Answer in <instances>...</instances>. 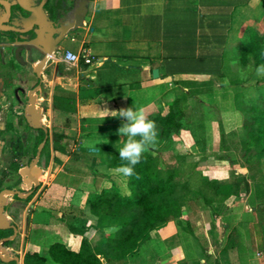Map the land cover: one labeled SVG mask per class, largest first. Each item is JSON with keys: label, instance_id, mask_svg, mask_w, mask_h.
Here are the masks:
<instances>
[{"label": "crops", "instance_id": "obj_1", "mask_svg": "<svg viewBox=\"0 0 264 264\" xmlns=\"http://www.w3.org/2000/svg\"><path fill=\"white\" fill-rule=\"evenodd\" d=\"M52 1L55 4L57 0ZM217 6L216 10L213 4L212 7L205 8L198 0H88L87 13L82 27L70 32L57 45L58 53L54 54L55 57L49 59L45 67L38 71V77L35 74L34 66H31L30 75L34 74L35 78H40L38 84L32 88L33 93L47 90L46 99L42 94L39 96L34 94L35 110L40 108L38 105L46 101L45 115L50 119L51 124L59 126L57 120L65 121L67 116L77 115V118H80L91 129V132L87 133L89 135L84 137L85 142L87 144L98 142L103 145L108 142V137L114 134L116 127L114 121L117 119L113 118L114 114L107 110L118 111L132 106L141 110L145 119L156 114L167 115L174 100L181 98V101H184L182 95L190 92L191 94L186 97L190 99L184 101L185 107L180 109L181 111L178 108L174 109L179 111L178 113H182L181 115H187L188 121H194L192 124H195L196 127L200 126L198 124H202L203 131L207 136L220 135L221 132L229 134L230 130L224 127V119L222 120L221 117H229V113L237 112L236 107L233 106L234 97L240 92L244 94L246 88L229 86L227 78L225 80L228 85L223 86L220 76L223 70L234 71L237 60L232 57L229 59L231 54L227 53V50L232 45L240 49L239 46L241 47L243 40L241 30L245 24L249 22L258 24L264 19V0H218ZM4 46H9V44L0 41V48H4ZM81 50H86L96 62L92 65L80 64L77 67H70L62 60L65 53H78ZM38 55L39 59L43 56L41 52ZM153 70L158 71V77L152 76ZM212 78L214 79L212 80ZM45 82L47 83L45 84ZM31 84L32 82L27 79L19 82L20 86H30L28 89H31ZM0 94H3L1 85ZM26 96L28 95L26 94ZM54 96L73 99L75 112L64 114L53 110L52 99ZM194 105H200L203 108H201V112L204 114H199V109L196 113ZM4 108L7 107L0 105V132L4 128L5 119L10 116L6 115ZM209 109L214 110L215 115H212ZM208 112L211 115H207ZM217 112H220L221 115H217ZM7 113H9L8 110ZM23 115L26 120L25 108ZM232 116L235 115L232 114ZM119 120L118 127L122 118ZM84 130L87 129L84 128ZM61 132L63 130H60L58 135L67 134V131ZM182 132L193 140L191 141L195 146L191 132L183 129L180 131L179 137ZM4 133L6 136L11 134L8 132L2 134ZM1 145L0 177L10 165L14 155V152L11 154L5 142ZM54 153L56 154V151L51 145L50 159L47 161L46 167L48 172L41 169L42 167L38 168L37 164L41 160H38V155L34 165L38 170L36 180L38 176L42 177V173H44L43 177L48 175L46 178L49 179L54 175L51 172L56 165ZM59 154L61 156V153ZM59 159L62 162L60 157ZM61 165H65V162ZM21 169L19 170L20 175ZM58 171L61 172V168ZM32 183L37 186L38 180ZM53 183L58 185V182ZM6 192L17 194L18 197L23 194L17 191L1 190V194ZM24 194V197H27L30 192ZM1 197H3V205L9 202L6 195H1ZM36 205L31 217L30 226L32 229L29 230L33 232L35 228L43 227L44 233L41 237L47 233L54 234V236L60 235L57 226L53 227L48 224V218L41 221L39 213L41 214V210L44 209L37 208ZM46 214L48 215V211ZM86 215L90 218L87 213ZM6 217L3 216L4 220ZM3 226L7 227L3 230L12 228L13 234L11 238L6 237L0 240V262L14 261L15 264H24L25 253L42 252L43 246L46 244L44 240L33 238L30 231L26 233L24 228H21L20 232L11 225ZM244 226L245 224L237 226L236 232L239 234L236 237V247L230 251L236 253L235 260L240 264H257L259 256L263 259L262 264H264L261 236L254 237L253 232L248 231V228ZM16 232L20 236L17 247L13 245L16 244L13 243L14 241L11 245H4V242H9L16 236ZM93 232L95 231L93 230ZM159 233L161 242L171 246L175 242L177 243L174 249L170 248V252L173 251V261L188 258V253L189 256L192 255L188 259L189 262L191 261L190 263H214L211 259L204 263L199 245L191 242L190 247L192 246L193 251L190 248H185V243L182 244L181 238H176L178 231L172 225L165 226L159 230ZM150 235L151 239L156 238L155 231L150 232ZM72 237V234H69L66 238L67 244H63L68 246V241ZM210 245L214 244L210 242ZM78 247L79 244H76L71 249ZM256 249L260 252L254 254ZM170 252L167 254L170 255ZM2 253L6 254V257H3ZM212 253L214 251L211 250L209 254ZM254 255L258 256L254 257ZM230 260L231 263L234 262L232 259ZM155 264H164V262L156 261Z\"/></svg>", "mask_w": 264, "mask_h": 264}, {"label": "rangeland", "instance_id": "obj_2", "mask_svg": "<svg viewBox=\"0 0 264 264\" xmlns=\"http://www.w3.org/2000/svg\"><path fill=\"white\" fill-rule=\"evenodd\" d=\"M70 4L72 5L73 0H66L64 3H60L59 7ZM200 4L207 8L212 7L214 5L215 10L218 8L217 3L218 0H198ZM220 1V0H219ZM221 4V3H220ZM259 30V33L264 32V24L263 20L261 23L249 22L245 24L243 29L241 30V35L243 40H248L250 33L253 30ZM9 40L7 37H1L0 41ZM239 48H241L239 46ZM3 49V50H2ZM29 49V48H28ZM2 51V52H1ZM64 52V50H63ZM62 52V53H63ZM56 51L55 54H57ZM227 53H230L231 56L228 58L236 59L238 61L240 49L236 46H231ZM233 53V55H232ZM30 54H32L30 56ZM26 56L29 61L26 63V66L18 67V66H7L6 63L10 59L11 50L9 48H0V85L3 89V94H0V105H4V112L6 115H10L7 113L8 107L11 106L15 111H22L25 106L31 105L35 106L36 103L34 101V94L39 96L42 94L44 99H46V89L42 90L41 93L35 92L33 93L34 82H32L31 89H28L30 86H20L19 82L24 81L28 76H30L31 66H34L36 69L35 62L38 61L39 55H35V53H30ZM25 57V56H24ZM12 61V60H11ZM236 61V67L234 71H237L239 63ZM231 66V65H230ZM39 73V72H38ZM46 73V72H45ZM243 80H241L242 85L239 88H246L244 93V98L249 99V104L252 106L261 105L264 102V84L256 83V80L264 78V74H257L255 69L251 66L247 69V72L244 71V74L240 76ZM214 78H212L213 80ZM226 78L220 77L221 84L223 86H227ZM13 81V82H12ZM47 82H45L46 84ZM226 84V85H225ZM260 87L259 90L255 91L254 88L247 89L250 86ZM259 91V92H258ZM26 94L28 96H26ZM262 97H259V96ZM32 101L30 103L29 98ZM190 99V98H189ZM187 98V100H189ZM222 101V100H221ZM220 101V103H221ZM191 102H193L191 100ZM46 101L38 105L40 107L38 110L40 111V119L39 125L45 130L48 145L45 149L39 152L38 160H41L39 164H37L38 168L42 167L45 172L47 167V161L50 159V146L52 145L54 150H64V154L56 151L54 153V157L62 159L61 164L65 162V165H61L55 162V166L52 169L51 178L43 177L44 173H42V177L38 176L37 186L33 185L34 183L30 182L32 187H35L37 191L31 195L29 194L27 197H24L25 194L19 196L18 198H14L11 192H6L5 194H1L0 191V225H11L16 231L21 232V228H24V231L30 234L33 238L37 240H44L46 244H44L42 251L45 250V247L53 240L57 239L66 243V238L69 234H71L68 230L70 225H74L75 218L81 219L83 217L82 213L86 212L88 201H90V197L93 191L98 188L100 181H98V185L94 188V183L92 182V175H88L84 178L82 183L77 189L72 188H62L61 185H57L53 182H62L64 179L60 175H64L67 165H79L84 166L83 161H75L73 154L77 152L78 147L86 146V140L84 137H87L88 131L91 132L89 126L86 123H83L80 118H77V115H69L64 120H57L59 125L51 124L50 119L45 115ZM243 107V114L239 111L234 113H229V117H224L221 119L224 121V127L229 131L227 138V149L222 153L218 152V148H220L219 140L220 135L207 136V143H211L207 145V152H201L200 149L196 148V145L193 146V140L188 137V135L182 132L181 137H175V141H177L176 147H180L181 152L184 151L182 149L185 148L187 150L184 151V154L188 155L187 161L195 163L196 171H199L203 176H206L209 180H217L219 187H214V185H204L202 180L199 179V172L194 173L191 178V185L189 188L188 195H191V192H195L198 189H203L206 195L210 198L213 197L216 202H213L212 205H209L203 201L200 196H197L194 201H186V207H184V212L180 218V220H171L168 224L152 230L155 231V239H151V235L149 233L147 239L143 241L138 250L130 257L124 264H155L156 261L164 262V264H194L189 262V257L192 255H188V258H184L180 261L175 259L173 261V251L175 244L173 246L161 242L159 230L163 229L167 225H172L178 231V236L176 238H181L182 244L185 243V248L193 251L192 246L190 247L191 242L200 246L201 250L204 248L207 250V253L212 250L214 253L209 254L210 259L215 264H240L236 259V253L228 251L227 255H220V249H222L225 241L227 239H231L232 235L236 234V228L242 224H245L244 227L248 228V231H252L254 237L257 235L261 236L262 240L264 238V157L260 161L251 159V163L247 161V156L242 155L241 145H239V141L244 136L243 126L248 124L247 118L245 115H249L247 113V106ZM197 109H199V114L201 112L200 105H194ZM219 106V105H218ZM235 106V103L233 104ZM263 106V105H261ZM233 108V107H232ZM35 109V108H34ZM203 109V108H202ZM235 109V108H234ZM233 109V110H234ZM212 112V115H215V111L209 109ZM236 110V109H235ZM187 112V110H186ZM205 112V111H204ZM204 114V113H203ZM235 115V116H232ZM207 115H211L208 112ZM217 115H221L220 112H217ZM24 116V115H23ZM74 117V118H73ZM199 121V120H198ZM197 121V122H198ZM191 122V121H189ZM194 122V121H193ZM191 122V124L193 123ZM56 124V120L54 122ZM10 124L12 127H8ZM83 125V127H81ZM199 125V124H198ZM237 125V126H236ZM59 126V127H58ZM192 126L196 127L195 124ZM3 130L0 132V146L1 143L5 142L10 149V152H14L16 155H20L24 160L23 163H26L28 156L21 154L19 147L21 145H26L27 134L22 132L18 126L17 120L12 115L7 116L5 119ZM91 127V126H90ZM235 127V128H234ZM83 128V129H82ZM87 129V130H84ZM118 127L115 128L114 136H119L117 133ZM60 130H63L62 139H57ZM238 133L236 134V132ZM3 132L11 133L8 136L2 134ZM188 137V138H187ZM2 138V139H1ZM184 138V139H183ZM83 139V140H82ZM3 140V141H2ZM190 140V141H189ZM192 140V141H191ZM39 146H43L40 144ZM38 146V148H39ZM43 148V147H42ZM243 149V148H242ZM38 150V149H37ZM214 150L215 154L211 155ZM212 151V152H211ZM254 152V151H253ZM251 151V154H255ZM38 153V151H37ZM36 153V154H37ZM36 156V155H35ZM163 159L174 166L176 163L172 159V154L169 151H166L162 154ZM206 157V158H205ZM36 158V157H34ZM34 158L30 163L34 161ZM255 158V157H254ZM64 161V162H63ZM197 161V162H194ZM29 163V164H30ZM24 166L23 168H27L29 166ZM36 164V163H35ZM34 164V165H35ZM189 164V163H188ZM186 164V165H188ZM190 165H192L190 163ZM188 167L187 171H182L186 176L192 170V168ZM8 168V167H7ZM61 168V172L58 169ZM37 169V167H36ZM54 177V178H53ZM1 178V177H0ZM202 178V177H201ZM36 180V182H37ZM118 183L119 181L114 178ZM54 185V188L52 187ZM120 184V183H119ZM121 185V184H120ZM59 186V187H58ZM52 187V188H51ZM52 189V190H51ZM54 194H53V192ZM41 194V195H40ZM1 195H6V198L9 199V202L3 205V197ZM199 195V194H197ZM41 196V198H40ZM40 198V199H39ZM53 203V204H52ZM37 204V205H36ZM37 208L44 209L41 210V214L39 213V217L41 215V221L45 218H48V224L53 227L57 226L59 229L60 235L54 236V234L47 233L44 237L42 234L44 233L43 227L35 228L34 231L29 230L31 228V217L34 211V206ZM48 211V215L46 214ZM6 215H5V214ZM23 213L24 216H23ZM4 214V215H3ZM88 214V213H87ZM89 215V214H88ZM3 216H7L4 220ZM88 218L85 215V221L83 225H86L89 229L84 233L85 238L90 241L91 244L100 243L102 234L96 230L95 225L97 220L93 219L91 216ZM40 219V218H39ZM90 219V220H89ZM261 222V223H260ZM79 225L82 224L79 222ZM43 228V229H42ZM262 228V230H260ZM32 229V228H31ZM9 238H11L13 234V229L9 228ZM28 230V231H27ZM36 230V231H35ZM93 230L95 232H93ZM151 231V232H152ZM72 239L68 241V248H74L76 244H80L82 237L78 235L72 234ZM158 236V237H157ZM43 238V239H42ZM46 238V239H44ZM20 240L19 234L16 232V236L13 239H10L8 244H13L17 247V244ZM158 241V243H156ZM210 242L214 245H210ZM217 243V244H216ZM211 246V247H210ZM170 248L172 252H170ZM234 250V249H233ZM262 250V249H261ZM170 252V255L167 253ZM230 252V253H229ZM260 251H254V254L259 253ZM263 253V252H262ZM3 257H6V254H1ZM170 256V257H169ZM258 255H254L257 257ZM264 256V255H263ZM2 257V258H3ZM253 257V258H254ZM261 257V256H259ZM257 257L259 260L257 264H262L263 259ZM203 258L204 255H203ZM166 259V260H164ZM232 259L234 262L231 263ZM170 261V262H169ZM203 261V260H202ZM213 263V264H214ZM123 264V263H122ZM206 264V263H205ZM212 264V263H211Z\"/></svg>", "mask_w": 264, "mask_h": 264}, {"label": "trees", "instance_id": "obj_3", "mask_svg": "<svg viewBox=\"0 0 264 264\" xmlns=\"http://www.w3.org/2000/svg\"><path fill=\"white\" fill-rule=\"evenodd\" d=\"M237 63H239L237 71L223 70L220 76L227 78L229 86L233 88L241 87L243 79L240 76L244 74V71L247 72L250 64L254 69L257 65L264 64V32L259 33V30H253L248 40H242ZM26 79L34 82V86L38 84V79L34 74ZM256 83L264 84V78L256 80ZM256 86L253 85L247 89L254 88L257 91L260 87ZM188 94L191 93L182 95L184 101L187 100ZM234 98L236 110L243 114V107L249 104V97L244 98V94L240 92ZM184 101H181V98L175 99L167 115L156 114L147 118L155 122L157 138L141 154V160L134 166V174L131 176L125 177L117 170L126 163L118 156V150L125 143L126 137L113 134L103 145L90 142L84 147H78L73 157L75 161L84 160V166L67 165L66 174L60 175L64 180L58 184L77 189L88 175H92L94 188L100 181L98 188L93 191L88 201L86 211L89 216L97 220L95 228L102 234L101 241L91 244L85 238L84 233L89 228L83 225L86 215V212H83V217L81 219L76 217L74 225L68 227L71 234L82 237L77 249H70L62 242L54 241L49 243L41 253H25L24 264H124L138 250L139 245L147 239L152 230L168 224L171 220H180L187 204L186 201H194L193 199L200 196L209 205L216 202L213 197L209 198L203 189H198L191 192L190 196L188 195L189 188L194 184L190 180L194 173L199 171H196L195 163L187 161L186 156L188 155L184 154L187 149L182 147L184 151L181 152L180 147H176L178 143L174 139L179 137L181 130L185 129L191 132L199 151L206 153L207 145L211 143L206 142L208 138L203 131L202 124H199L201 127H194L189 123L187 115L178 113L185 107ZM261 105L247 106L249 115L245 116L248 124L245 123L243 126L244 136L239 141L242 155L247 156V161L250 163L253 160L260 161L264 157V102ZM52 107L53 110L64 114L75 112L74 100L63 96H54ZM174 108H178L179 111L177 112ZM8 112L16 118L20 130L27 134L26 145H21L19 149L21 154L28 156V159L26 163H23L24 160L20 155L12 156L10 165L1 175L0 191H17L23 194L30 192L33 195L37 189L26 182V176L20 175L19 170L31 162L40 144H43L42 150L47 147V135L43 129L29 127L24 119L23 110L17 112L9 106ZM117 119L114 121L116 127H118L119 120ZM8 127L12 126L8 124ZM227 136L228 133H220L219 153L227 149ZM62 138L61 135L57 136V139ZM55 151L64 154V150L56 149ZM166 151L171 152L172 159L176 163L174 166L163 159L162 154ZM251 151L255 154L252 155ZM210 154H215L214 150ZM54 161L61 164V160L56 157ZM189 165L192 170L186 176L182 171H187ZM199 174V179L204 185H214L216 189L219 187L217 180H209L200 172ZM13 197L18 198L17 194ZM9 233V230L0 229V240L8 237ZM262 241L264 250V238ZM3 244L6 245L8 242ZM235 247L236 234L225 241L220 249V255H227L228 251ZM202 253L205 263L210 259V255L204 248H202ZM0 264H15V262H0Z\"/></svg>", "mask_w": 264, "mask_h": 264}, {"label": "water", "instance_id": "obj_4", "mask_svg": "<svg viewBox=\"0 0 264 264\" xmlns=\"http://www.w3.org/2000/svg\"><path fill=\"white\" fill-rule=\"evenodd\" d=\"M46 0L34 8L26 6V0H14L9 4L6 0H0V6L5 10L6 18L0 20L3 24L0 29L3 31H11L22 38L25 42L15 41L14 45H19L14 50L15 58L19 59V52L22 50L21 46L25 45L27 48H34L43 54L42 59L36 64L35 74L38 77V71L44 67L48 59L56 53L57 45L62 42L70 32L78 30L82 27L84 17L87 13L88 0H73L70 11L64 9V6L59 7L62 3L57 0L53 6L55 7L53 19H49L43 10V4ZM24 13V15L22 14ZM16 19L18 22H15ZM70 19V20H69ZM11 22L10 26H4L6 22ZM24 36V37H23ZM152 76L158 77V71L153 70ZM30 103L33 100L29 99ZM39 110H35L34 106H25L26 121L32 129H43L39 125L40 114ZM34 116V117H33ZM44 130V129H43ZM45 131V130H44ZM42 146H39L36 158L27 168L21 169L20 173L26 176V182L36 181V172L38 171L34 164L41 151ZM33 169V172H31ZM14 194V193H12ZM1 219V218H0ZM7 227L0 225V229Z\"/></svg>", "mask_w": 264, "mask_h": 264}, {"label": "clouds", "instance_id": "obj_5", "mask_svg": "<svg viewBox=\"0 0 264 264\" xmlns=\"http://www.w3.org/2000/svg\"><path fill=\"white\" fill-rule=\"evenodd\" d=\"M255 72L258 75L264 74V64L257 65ZM107 112L113 113V118H122L117 133L119 136L126 137V140L119 148L118 156L126 163L117 170L125 177L131 176L134 174V166L141 160V154L157 138L155 122L145 119L143 112L132 106L118 111L107 110Z\"/></svg>", "mask_w": 264, "mask_h": 264}, {"label": "flooded vegetation", "instance_id": "obj_6", "mask_svg": "<svg viewBox=\"0 0 264 264\" xmlns=\"http://www.w3.org/2000/svg\"><path fill=\"white\" fill-rule=\"evenodd\" d=\"M9 4H12L14 2V0H6ZM27 1V4L26 6L29 7V8H34V7H37L41 2L42 0H26ZM56 1V0H54ZM63 4V2L66 0H60ZM54 6V3L52 0H46L45 3L43 4V10L45 12V14L47 15V17L49 19H53V14H54V10L55 8H53ZM66 6V10L67 11H70L71 7H70V4L68 5H65ZM24 15V13H22ZM6 16H5V10L2 6H0V20H3L5 19ZM70 20V19H69ZM15 22H18V20L16 19ZM3 25L0 23V26ZM11 25V22H6L4 24V26H10ZM2 27V26H1ZM1 37H7L9 39V41H5L7 44H9V46H4V48H9L11 50V55H10V59L7 61L6 65L7 66H18V67H23V66H26V63L29 61V59L26 58V56H28L30 53H35V55L37 54H40V51H38L37 49H34V48H27V46L25 45L24 46H21L22 47V50L19 52V59L15 58L14 56V50L16 47H18L19 45H14V42L15 41H18V42H25L24 38L20 37L14 33H12L11 31H3L0 29V38ZM24 37V36H23ZM32 54H30L31 56ZM25 56V57H24ZM54 56V54L49 58L51 59L52 57ZM43 57V56H42ZM42 57H40V59L36 62L38 63ZM48 59V60H49ZM12 60V61H11ZM47 63V62H46ZM46 65V64H45ZM44 65V67H45ZM43 67V68H44ZM40 80V78L38 79V81Z\"/></svg>", "mask_w": 264, "mask_h": 264}, {"label": "built area", "instance_id": "obj_7", "mask_svg": "<svg viewBox=\"0 0 264 264\" xmlns=\"http://www.w3.org/2000/svg\"><path fill=\"white\" fill-rule=\"evenodd\" d=\"M62 60L70 67H77L80 64L92 65L96 62L86 50H81L78 53L67 52L62 56Z\"/></svg>", "mask_w": 264, "mask_h": 264}, {"label": "bare ground", "instance_id": "obj_8", "mask_svg": "<svg viewBox=\"0 0 264 264\" xmlns=\"http://www.w3.org/2000/svg\"><path fill=\"white\" fill-rule=\"evenodd\" d=\"M55 57V56H54ZM34 117V116H33ZM31 172H33V170L31 171Z\"/></svg>", "mask_w": 264, "mask_h": 264}]
</instances>
